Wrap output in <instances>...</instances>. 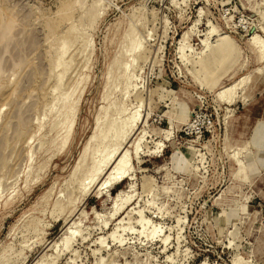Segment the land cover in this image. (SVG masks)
I'll list each match as a JSON object with an SVG mask.
<instances>
[{"label": "rangeland", "instance_id": "rangeland-1", "mask_svg": "<svg viewBox=\"0 0 264 264\" xmlns=\"http://www.w3.org/2000/svg\"><path fill=\"white\" fill-rule=\"evenodd\" d=\"M0 16V264H264V0Z\"/></svg>", "mask_w": 264, "mask_h": 264}, {"label": "bare ground", "instance_id": "bare-ground-1", "mask_svg": "<svg viewBox=\"0 0 264 264\" xmlns=\"http://www.w3.org/2000/svg\"><path fill=\"white\" fill-rule=\"evenodd\" d=\"M11 16V15H10ZM1 17V16H0ZM264 17V16H263ZM264 19V18H263ZM11 20L12 19H10V21H6V23H4V21H3V19L2 20H0V31H1V34H0V40H3V38L5 39V37L7 38V34L9 33V29H10V27H11ZM10 22V23H9ZM13 22H15V21H13ZM12 24H14V23H12ZM5 26V27H4ZM12 27H14V26H12ZM9 35V34H8ZM7 39H9V38H7ZM14 39V38H13ZM5 41H6V39H5ZM9 41V40H8ZM8 43V42H7ZM1 44V43H0ZM3 44V43H2ZM9 46V45H8ZM229 49V45L227 44V41H225V40H221V42L219 43V44H217L216 46H214V48H212V50L210 51V55H208L209 56V58L212 60V61H219V60H221V55L225 52V51H227ZM126 50V49H125ZM6 51V50H5ZM6 53V52H5ZM2 60V59H1ZM1 62V61H0ZM210 63H211V61H210ZM211 65H209L208 67H210ZM209 71H211L212 69H208ZM63 99V100H62ZM61 100H62V108L64 109L63 111H62V116H63V114H65V111L67 110V108H69V106H67V102H66V98L64 97V98H62ZM60 101V100H59ZM58 106V105H57ZM55 109V108H54ZM59 112H61L60 110H59ZM58 112V113H59ZM59 118H61L60 116H59ZM63 119L65 118V117H62ZM61 118V119H62ZM62 119V120H63ZM59 122V124H61L62 126H64L65 127V129H67L65 132H66V134H68V132H70V126H71V124H72V117H69V118H67L66 120H64V122H62V123H60V121H58ZM57 122V123H58ZM59 124H57L58 126H59ZM57 127V126H56ZM98 136L99 135H96V138H98ZM65 139V138H64ZM87 148L85 149V151L83 152V155L82 156H85L86 155V152H87ZM113 153H115V152H111V153H109L108 155H107V157L104 159V161L103 162H101V165L99 166V168L97 169V170H102L104 167H106V166H108V164H109V162L111 161V159H112V154ZM29 162H30V160H29ZM28 162V163H29ZM31 165V164H30ZM29 167H31V166H29ZM28 167V168H29ZM79 167H80V164H77V166H76V168H75V170L77 171L78 169H79ZM27 168V169H28ZM26 169V170H27ZM90 170H87V173L89 172ZM125 172H126V170H125V165H124V163H123V160H120L114 167H113V169H112V172H111V174H110V176L108 177V179L106 180V182L107 183H109V182H111V181H114V180H120L121 178H122V176H123V174H125ZM118 197H120V194L118 195ZM64 222H65V219H64ZM71 222H72V219L70 220V221H66V223H64L65 224V227H67L68 228V226H70L71 225ZM70 228H73L72 226L70 227ZM144 229H145V227H144ZM69 231V230H68ZM71 232H72V230H71ZM68 233V232H67ZM72 240V236L71 235H68L67 237H65L64 238V241H65V243L66 244H69L70 243V241Z\"/></svg>", "mask_w": 264, "mask_h": 264}]
</instances>
